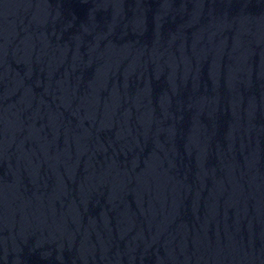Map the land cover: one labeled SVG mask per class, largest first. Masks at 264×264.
<instances>
[{
  "label": "water",
  "instance_id": "1",
  "mask_svg": "<svg viewBox=\"0 0 264 264\" xmlns=\"http://www.w3.org/2000/svg\"><path fill=\"white\" fill-rule=\"evenodd\" d=\"M0 264H264V0H0Z\"/></svg>",
  "mask_w": 264,
  "mask_h": 264
}]
</instances>
